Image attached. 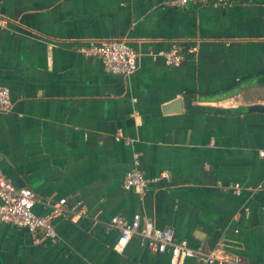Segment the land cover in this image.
<instances>
[{
    "label": "crops",
    "instance_id": "obj_1",
    "mask_svg": "<svg viewBox=\"0 0 264 264\" xmlns=\"http://www.w3.org/2000/svg\"><path fill=\"white\" fill-rule=\"evenodd\" d=\"M0 14L12 19L0 29L12 103L0 112V171L33 190L36 214L82 201L52 219L54 240L0 221V264H169L138 235L114 249L110 218L134 213L191 247L264 264V113L247 110L264 105V0H0ZM107 38L136 52L134 73L77 50ZM173 41L186 54L167 66ZM134 155L160 176L142 195L122 188Z\"/></svg>",
    "mask_w": 264,
    "mask_h": 264
},
{
    "label": "built area",
    "instance_id": "obj_2",
    "mask_svg": "<svg viewBox=\"0 0 264 264\" xmlns=\"http://www.w3.org/2000/svg\"><path fill=\"white\" fill-rule=\"evenodd\" d=\"M233 0H160L164 7L180 8L187 4L206 5L226 8ZM12 19L0 14V29L7 28ZM78 52L87 57L99 59L111 72L129 76L138 68L137 54L123 38H107L81 44ZM185 49L177 41L160 53L163 63L167 66H178L185 57ZM10 91L7 86L0 85V112H6L11 107ZM116 139H119L117 136ZM129 143V142H127ZM263 154L262 151L259 152ZM138 159L134 155L133 167L123 176L122 188L137 194H145L150 186L156 183L160 176H147L138 168ZM238 193V190H235ZM36 196L27 186H17L9 181L0 171V221L24 228L31 233H39L50 240L56 239L52 219L62 214L79 212L82 201L77 200L72 206L66 205L64 198L50 204L47 214L39 215L33 210ZM109 225L118 230L114 249L121 252L131 236L138 235L146 245L161 253H167L169 264H184L187 259L194 258L205 264H245L240 257H226L215 254L214 250L202 247H191L185 240H176L169 228H160L141 213H134L126 218L115 215L109 220ZM236 231V230H235Z\"/></svg>",
    "mask_w": 264,
    "mask_h": 264
},
{
    "label": "water",
    "instance_id": "obj_3",
    "mask_svg": "<svg viewBox=\"0 0 264 264\" xmlns=\"http://www.w3.org/2000/svg\"><path fill=\"white\" fill-rule=\"evenodd\" d=\"M180 100H175L174 102H171L163 107V111L167 112L170 111L171 107H173L175 104H178ZM248 111H255V112H262L264 113V105L262 104H251L247 106Z\"/></svg>",
    "mask_w": 264,
    "mask_h": 264
},
{
    "label": "trees",
    "instance_id": "obj_4",
    "mask_svg": "<svg viewBox=\"0 0 264 264\" xmlns=\"http://www.w3.org/2000/svg\"><path fill=\"white\" fill-rule=\"evenodd\" d=\"M235 1V0H234Z\"/></svg>",
    "mask_w": 264,
    "mask_h": 264
}]
</instances>
